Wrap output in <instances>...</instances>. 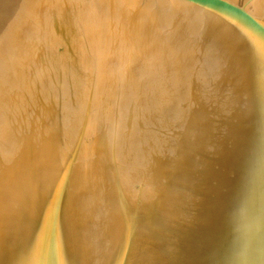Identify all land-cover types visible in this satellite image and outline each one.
I'll return each mask as SVG.
<instances>
[{
	"label": "water",
	"instance_id": "95a60500",
	"mask_svg": "<svg viewBox=\"0 0 264 264\" xmlns=\"http://www.w3.org/2000/svg\"><path fill=\"white\" fill-rule=\"evenodd\" d=\"M0 264H264V0H0Z\"/></svg>",
	"mask_w": 264,
	"mask_h": 264
}]
</instances>
